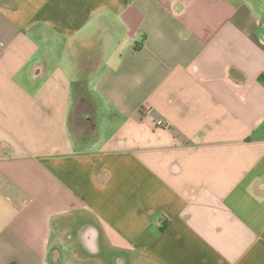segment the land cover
Segmentation results:
<instances>
[{
  "label": "crops",
  "instance_id": "obj_1",
  "mask_svg": "<svg viewBox=\"0 0 264 264\" xmlns=\"http://www.w3.org/2000/svg\"><path fill=\"white\" fill-rule=\"evenodd\" d=\"M0 264H264V0H0Z\"/></svg>",
  "mask_w": 264,
  "mask_h": 264
},
{
  "label": "built area",
  "instance_id": "obj_2",
  "mask_svg": "<svg viewBox=\"0 0 264 264\" xmlns=\"http://www.w3.org/2000/svg\"><path fill=\"white\" fill-rule=\"evenodd\" d=\"M163 124H164V123H163V121H161V120H158V121L156 122V125H157V126H163Z\"/></svg>",
  "mask_w": 264,
  "mask_h": 264
}]
</instances>
